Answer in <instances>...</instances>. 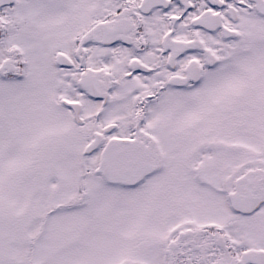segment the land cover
<instances>
[{
	"label": "snow or ice",
	"instance_id": "snow-or-ice-1",
	"mask_svg": "<svg viewBox=\"0 0 264 264\" xmlns=\"http://www.w3.org/2000/svg\"><path fill=\"white\" fill-rule=\"evenodd\" d=\"M0 264H264V0H0Z\"/></svg>",
	"mask_w": 264,
	"mask_h": 264
}]
</instances>
